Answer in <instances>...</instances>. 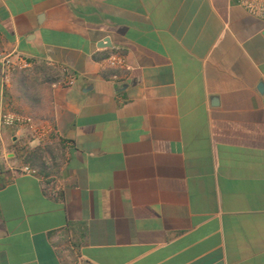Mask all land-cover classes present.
Masks as SVG:
<instances>
[{
  "label": "crops",
  "instance_id": "1",
  "mask_svg": "<svg viewBox=\"0 0 264 264\" xmlns=\"http://www.w3.org/2000/svg\"><path fill=\"white\" fill-rule=\"evenodd\" d=\"M3 57L32 63L11 89ZM7 103L62 142L4 127ZM0 264H264V21L237 0H0Z\"/></svg>",
  "mask_w": 264,
  "mask_h": 264
},
{
  "label": "built area",
  "instance_id": "2",
  "mask_svg": "<svg viewBox=\"0 0 264 264\" xmlns=\"http://www.w3.org/2000/svg\"><path fill=\"white\" fill-rule=\"evenodd\" d=\"M237 3L250 15L264 21V0H237ZM106 61L109 67L116 70H123L126 67V60L121 47H115ZM31 64L29 60L21 57H19L17 61H13L9 57H3L2 76L5 88L11 89L13 76L16 71L30 68L32 66ZM113 80H119L118 75H114ZM72 81L73 76L71 74H68L63 80L65 85H70ZM1 123L4 127L14 129L17 132L29 133L34 139L46 146L54 144L55 141L62 142L59 132L55 129L51 121H41L31 115L16 111L9 103L5 104L3 107ZM8 154L10 157H14L15 155L13 152H9ZM14 172L15 174L31 175L44 179L38 168L24 161L19 168L14 169ZM46 190L50 198L58 199L61 186L54 178H49L46 184Z\"/></svg>",
  "mask_w": 264,
  "mask_h": 264
},
{
  "label": "rangeland",
  "instance_id": "3",
  "mask_svg": "<svg viewBox=\"0 0 264 264\" xmlns=\"http://www.w3.org/2000/svg\"><path fill=\"white\" fill-rule=\"evenodd\" d=\"M20 71H22V72H25V73H29L30 72V68H26V69H23V70H20ZM19 71V72H20ZM27 75V74H26Z\"/></svg>",
  "mask_w": 264,
  "mask_h": 264
}]
</instances>
